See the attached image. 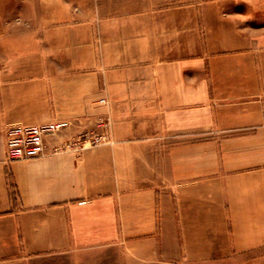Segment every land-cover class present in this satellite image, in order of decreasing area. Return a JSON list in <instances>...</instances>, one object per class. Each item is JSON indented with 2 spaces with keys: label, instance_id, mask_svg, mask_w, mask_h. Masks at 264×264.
<instances>
[{
  "label": "crops",
  "instance_id": "1",
  "mask_svg": "<svg viewBox=\"0 0 264 264\" xmlns=\"http://www.w3.org/2000/svg\"><path fill=\"white\" fill-rule=\"evenodd\" d=\"M49 35L0 63V264H65L59 255L121 241L142 263L262 264L243 258L264 249L258 55L207 54L200 83L196 63L149 45L123 64L92 37ZM101 116L107 143L6 158L12 124L70 120V136L101 133Z\"/></svg>",
  "mask_w": 264,
  "mask_h": 264
},
{
  "label": "rangeland",
  "instance_id": "2",
  "mask_svg": "<svg viewBox=\"0 0 264 264\" xmlns=\"http://www.w3.org/2000/svg\"><path fill=\"white\" fill-rule=\"evenodd\" d=\"M46 31L54 42L72 36L92 37L102 47V54L111 51L112 57L123 64L140 60L142 55L135 50L149 45L158 51L154 53L156 59L178 60L183 68L196 63L195 76L200 83L204 81L202 63L207 54L252 52L258 55L257 79H264V71L260 70L264 0H0V63H9L8 55L20 47L22 40L42 39ZM99 101L108 102L105 97ZM57 121H66L68 126L47 138V147L53 153V145H71L80 150L109 141L111 125L107 116L96 122L101 133L84 131L68 136L72 121L50 122ZM205 138L199 137V142ZM257 154L246 156L257 159ZM260 155L264 159V151ZM262 199L264 207V195ZM258 254L264 256V249L245 253L243 258ZM59 256L64 257L65 264H157L131 260L123 241Z\"/></svg>",
  "mask_w": 264,
  "mask_h": 264
},
{
  "label": "built area",
  "instance_id": "3",
  "mask_svg": "<svg viewBox=\"0 0 264 264\" xmlns=\"http://www.w3.org/2000/svg\"><path fill=\"white\" fill-rule=\"evenodd\" d=\"M68 126L66 121L45 124H14L6 129V158L9 161L31 159L47 152V138ZM54 152L59 150L52 146Z\"/></svg>",
  "mask_w": 264,
  "mask_h": 264
}]
</instances>
